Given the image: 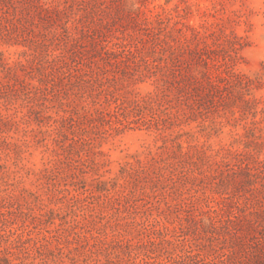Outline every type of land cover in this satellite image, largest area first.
<instances>
[{
    "label": "rangeland",
    "instance_id": "1",
    "mask_svg": "<svg viewBox=\"0 0 264 264\" xmlns=\"http://www.w3.org/2000/svg\"><path fill=\"white\" fill-rule=\"evenodd\" d=\"M0 113V255L14 229L20 264H264V0H0ZM94 158L103 178L136 158L168 177L75 200L85 252L54 200L90 187Z\"/></svg>",
    "mask_w": 264,
    "mask_h": 264
},
{
    "label": "trees",
    "instance_id": "2",
    "mask_svg": "<svg viewBox=\"0 0 264 264\" xmlns=\"http://www.w3.org/2000/svg\"><path fill=\"white\" fill-rule=\"evenodd\" d=\"M110 110L111 109H108L107 112L105 109H102L100 112L98 110H95V113L98 112L99 118L103 119L110 112ZM112 115H114V113H111V116ZM62 118H63V120H65L64 116H62ZM116 118H117V120L115 123L123 124V122H121L120 117L116 116ZM125 119L127 120V118H125ZM90 120H92V119H90ZM4 125H6V124H4ZM119 127L120 126H115L114 129L118 130ZM102 154H104V153L101 152V155ZM179 154L180 155L184 154L181 151V149L179 151ZM152 158L156 159L155 157H152ZM106 162H107V160H105V159H103L102 161L96 160V158L92 159V163H93L92 167H95L94 173L98 174L99 176L92 178V180L90 182H88V184H90V187H88V185L86 183H84V187H85L84 191H80L78 187H75V185L73 188H69L67 186V183H65L66 186H64L63 188H60V190H59V192H61L62 195L60 197H58L57 200H54L55 204H58L59 202L63 203V197H68L67 199H69V201H67L66 207H67V209L73 208L72 213L74 214L73 220L75 222H72V223L70 222L69 227L67 229L68 233L64 232V240L67 242L65 245L68 246L69 249L71 248V249H75L78 251L83 250L85 252H87V251L94 252L93 249H91V246L97 244L95 242H93V243L90 242V238L95 240L96 235H94L92 232H90L88 234L85 230L82 229L81 225L80 226L78 225L79 221L82 222V219L80 220L79 217H77L79 214L77 213V211L75 209V208H78V207H76L75 200H77L78 202L85 200V197H86L85 193L89 192L92 195L100 196L103 199L106 197L105 201H107V204H110V206H111L115 202L117 197H115L114 194L109 195V193L111 192V190L116 193L118 185L119 186L121 185L122 187L125 188V183H128L130 181V182H133L134 187H136L139 185V183L144 184L145 181L147 182V179H150V178H151V180H154V181H156V180L164 181L168 177V175L166 173H164L163 167H161L160 165H157V166H156V164L151 165L149 160L144 163L141 158H136L135 162L125 161L124 163H122L120 165L118 174H116L115 176L103 178L104 174L102 172L100 174L99 170L101 168H103V166L105 167V164H107ZM57 169H58V164L57 163H53V164L51 163L50 166L44 167L43 169H41V171L44 172L43 177L48 178V177H51V175H54V173H55V171H57ZM159 175L162 176L163 179H160L158 177ZM120 178H123L127 181L120 184V182H119ZM12 179H15V178L12 177ZM54 185L55 184L49 186L50 189H52V186H54ZM60 185H62V184H59V186ZM55 187H56V185H55ZM56 189H57V187L55 188V190ZM52 191H54V190H52ZM65 193H67L69 196L66 195ZM117 196L118 197L122 196L125 199H128L130 196V192L129 193L124 192V189H122L119 194L117 193ZM11 198H14L17 200H25L26 203H28V205L31 206L32 202H33V204H36L37 200L40 199L41 197L39 194H37V192H32V191H27L26 189H22L19 191V193L11 192ZM74 206H75V208H74ZM60 208H62V207H60ZM7 210L13 211L8 206H7ZM54 212H55L54 208H52V207L45 208L42 205L39 216H37V218L39 219L40 222H42V221L43 222H47V221L52 222L51 219L54 218V217H52ZM80 215H82V214H80ZM83 220H85V223L90 222L88 217H86V216H83ZM93 222L94 221H92L91 223H93ZM118 226H121V223H118ZM122 226H123V224H122ZM55 229H57V228H55ZM11 232L15 236L13 239L7 238V239L3 240L5 243V246H4V250H5L4 253L5 254L0 255V260L3 261V263L0 262V264H20L18 262H13L8 257L7 254L9 252H12V248L18 247L17 243L22 239L23 232H18L17 230L14 231V229ZM28 235H30V236H26V238H33V236H31V233H28ZM69 235H71L75 240L70 239ZM120 237L125 238L128 242H130L132 244L131 239H129L125 235V233L120 232ZM150 238H151L150 242L156 243V239L153 238V236H151ZM81 240H84L86 242L82 243ZM112 241H114V240L107 238L106 242H100L99 248L107 249L110 251V249L114 248V246L111 244ZM0 245H1V241H0ZM41 245L44 248H46V250L49 251V255L52 254V250L50 248L48 240H46L45 242H41ZM96 250H98V249H96ZM124 252L125 251L122 248L120 250V252H118V254H123ZM87 255L88 254H86V257H87ZM85 260H86V258H85ZM98 260L101 261L100 258H98ZM102 263H103V261H102ZM87 264H91V263L87 262ZM105 264H113V263L110 262L109 259H106Z\"/></svg>",
    "mask_w": 264,
    "mask_h": 264
}]
</instances>
